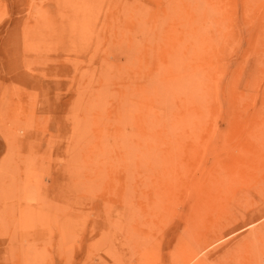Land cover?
Returning <instances> with one entry per match:
<instances>
[{
    "label": "rangeland",
    "instance_id": "obj_1",
    "mask_svg": "<svg viewBox=\"0 0 264 264\" xmlns=\"http://www.w3.org/2000/svg\"><path fill=\"white\" fill-rule=\"evenodd\" d=\"M263 142L264 0H0V264H264Z\"/></svg>",
    "mask_w": 264,
    "mask_h": 264
},
{
    "label": "bare ground",
    "instance_id": "obj_2",
    "mask_svg": "<svg viewBox=\"0 0 264 264\" xmlns=\"http://www.w3.org/2000/svg\"><path fill=\"white\" fill-rule=\"evenodd\" d=\"M83 132V131H82ZM259 135H260V133H259ZM257 136V135H256ZM79 139V138H78ZM258 139H260V137H258L257 138V141H262V139H260V140H258ZM264 143V142H263ZM260 145V144H259ZM262 146H264V144L262 145ZM245 147L246 146H244V145H242V146H240V148H238V150L237 151H241L242 149H244L245 150ZM248 147V146H247ZM252 147V146H251ZM255 147V146H254ZM257 147V146H256ZM260 147V146H259ZM253 149V148H252ZM256 149V148H255ZM259 149H262L261 147L259 148ZM243 150V151H244ZM251 150V149H250ZM234 151V150H233ZM252 151V150H251ZM258 151V150H257ZM248 152V151H247ZM253 152V151H252ZM260 152V151H259ZM233 153H235V151L233 152ZM243 153V152H242ZM250 153V152H249ZM253 153H255V152H253ZM253 153H251V154H253ZM258 153V152H257ZM261 153H262V150H261ZM241 154V153H240ZM240 154L238 155V157L240 156ZM235 154H233V156H234ZM259 155V154H258ZM263 155V154H262ZM236 156V155H235ZM257 156V155H256ZM260 156V155H259ZM254 157V156H253ZM243 158V157H242ZM251 158V157H250ZM264 158V157H263ZM252 159V158H251ZM254 159L255 158H253V160H250V159H248V157L246 158L245 157V159H235L234 157H232V159H230L228 162H226V163H224L223 165H222V162H221V164H220V166H216V167H212V168H210V170H209V168H208V171L205 173V172H203L201 175H200V180H199V182L197 183V186H200L201 187V189H202V186H204V187H209V185L211 186V184L213 185V183L215 184L214 186H216L217 184L219 185V184H221L224 180H226V178H229L230 176H235L236 178L238 177V175H240V176H242V177H245L247 174V172L246 171H248L247 169H248V167H250L251 166V162L252 161H254ZM257 160H258V158H257ZM255 163V162H254ZM261 163V162H260ZM264 163V162H263ZM242 166H241V165ZM255 165V164H254ZM260 167V166H259ZM254 169V168H253ZM257 169V168H256ZM127 170V169H126ZM249 170H252V169H249ZM258 170V169H257ZM260 170V169H259ZM258 170V171H259ZM261 170H263V169H261ZM214 171H216V172H214ZM238 171V172H237ZM257 171V172H258ZM255 172V171H254ZM256 172V173H257ZM260 172V171H259ZM258 172V173H259ZM257 173V174H258ZM243 174H246V175H244L243 176ZM260 174V173H259ZM258 174V175H259ZM252 175V174H251ZM250 176V175H249ZM255 176V175H254ZM264 176V175H263ZM128 178V177H127ZM202 178L204 179V180H202ZM225 178V179H224ZM257 178V177H256ZM259 178V177H258ZM262 178V177H261ZM260 178V179H261ZM224 179V180H223ZM240 179V178H239ZM248 179V178H247ZM259 179V180H260ZM229 180V179H228ZM251 180V179H250ZM248 181V180H247ZM225 182L226 181H224L221 185H223V186H225ZM243 182V181H242ZM251 182V181H250ZM249 182V183H250ZM254 183V182H253ZM203 184H205V185H203ZM236 185V184H235ZM241 185V184H240ZM249 185V184H248ZM220 186V185H219ZM244 186V185H243ZM199 187V188H200ZM258 188V187H257ZM204 189H206V188H204ZM210 189V188H209ZM224 189H225V187H224ZM223 189V190H224ZM253 189V188H252ZM260 189V188H259ZM257 190V189H256ZM199 191H201L200 189H199ZM199 191H198V193H199ZM216 191V190H215ZM215 191H214V193H215ZM234 191V190H233ZM254 191V190H253ZM209 192H211L210 190H209ZM209 192H208V194H209ZM231 192H232V190H231ZM230 192V193H231ZM223 192H221V194H222ZM255 193V192H254ZM204 194V193H203ZM218 194V193H217ZM244 194H246V193H244ZM198 195V194H197ZM206 195V194H205ZM211 195V194H210ZM228 195V192H227V194H226V196ZM175 196V195H174ZM201 196V195H200ZM209 197V196H208ZM211 197V196H210ZM224 197H225V195H224ZM229 197V196H228ZM241 197H243V195L241 196ZM257 197H259V196H257ZM264 197V196H263ZM262 197V198H263ZM198 198V197H197ZM200 198H202V196L200 197ZM206 198V197H205ZM205 198H204V200H205ZM213 198V197H212ZM211 198V199H212ZM214 198H215V196H214ZM223 198V197H222ZM261 198V199H262ZM203 199V198H202ZM202 199H197V200H199L200 202H201V200ZM218 199V198H217ZM245 199V198H244ZM260 199V198H259ZM238 200V199H237ZM172 201H173V199H172ZM213 201V200H212ZM221 201V200H220ZM224 201V200H223ZM262 201V200H261ZM210 202V201H209ZM219 202V201H218ZM244 202V201H243ZM251 202V201H250ZM211 203V202H210ZM224 203H225V201H224ZM238 203H239V201H238ZM200 204V203H199ZM208 204V203H207ZM252 204V203H251ZM254 204H255V202H254ZM211 205V204H210ZM220 205V204H219ZM225 205V204H224ZM199 206V205H198ZM203 206V205H202ZM249 206H250V204H249ZM214 207H216V206H214ZM257 207V206H256ZM218 207H216V209H217ZM220 208V207H219ZM251 208V207H250ZM205 209H207V208H205ZM211 209V208H210ZM220 210V209H219ZM218 210V211H219ZM242 210V209H241ZM198 211H200V210H198ZM201 212H203V209L201 210ZM195 213H196V211H195ZM194 214V213H193ZM231 214V213H230ZM195 215V214H194ZM199 215H201V214H199ZM198 216V215H197ZM196 216V217H197ZM199 217V216H198ZM223 217V216H222ZM225 218V217H224ZM217 219V218H216ZM215 221V220H214ZM219 221V220H218ZM141 222V221H140ZM221 222V221H220ZM219 222V223H220ZM233 222V221H232ZM231 223V222H230ZM232 224V223H231ZM185 225V224H184ZM212 225V224H211ZM210 225V226H211ZM183 226V225H182ZM231 226V225H230ZM261 226H262V224H261ZM115 227V226H114ZM188 227V226H187ZM200 227H201V225H200ZM258 227V226H257ZM150 228V227H149ZM181 228V227H180ZM202 228V227H201ZM204 228V227H203ZM210 228V227H209ZM214 228V227H213ZM186 229V228H185ZM194 229H196V227L194 228ZM198 229V228H197ZM206 229V228H205ZM179 230V229H178ZM186 230H188V229H186ZM214 230H217L216 228L214 229ZM221 230V229H220ZM223 230V229H222ZM226 230V229H225ZM231 230V229H230ZM251 230H252V228H251ZM192 232H193V230H191ZM197 231H199V230H196V232ZM209 231V230H208ZM211 231H213V230H211ZM184 232H185V230H184ZM202 232V231H201ZM207 232V231H206ZM218 232H219V230H218ZM221 232V231H220ZM249 232V231H248ZM252 232V231H251ZM255 232V231H254ZM183 233V232H182ZM209 233V232H208ZM212 233V232H211ZM210 233V234H211ZM256 233V232H255ZM187 234V233H186ZM195 234V233H194ZM193 234V235H194ZM202 234V233H201ZM209 234V235H210ZM260 234V233H259ZM219 235V234H218ZM221 235V234H220ZM255 235V234H254ZM254 235H252L253 237H254ZM195 236V235H194ZM251 236V235H250ZM190 237V236H189ZM192 237V236H191ZM201 236H199V238H200ZM202 237H203V235H202ZM208 237V236H207ZM215 237V236H214ZM221 237V236H220ZM242 237V236H241ZM205 238V237H204ZM216 238V237H215ZM243 238V237H242ZM247 238H248V236H247ZM141 239V238H140ZM177 239V238H176ZM185 239V238H184ZM184 239H182V240H184ZM187 239H188V237H187ZM244 239V238H243ZM105 240V239H104ZM107 240V239H106ZM191 240V239H190ZM193 240V239H192ZM192 240L191 241H186V239H185V241H183V242H179L178 240V242L179 243H177V244H174L173 245V243H172V246H171V252H170V254H169V262H168V264H186L187 262L189 263V261H191L192 259H194L196 256H198V254L202 251L201 250V248L203 247V246H201V245H199L197 242H192ZM195 240V239H194ZM199 240V239H198ZM200 240H201V238H200ZM204 240V239H203ZM210 240H213V239H210ZM235 240V239H234ZM103 241V240H102ZM214 241V240H213ZM104 242V241H103ZM102 242V243H103ZM125 242V241H124ZM127 242V241H126ZM133 242V241H132ZM172 242V241H171ZM202 242V241H201ZM200 242V243H201ZM236 242V241H235ZM243 242V241H242ZM241 242V243H242ZM129 243V242H128ZM127 243V244H128ZM208 243V242H207ZM239 243V242H238ZM104 245L106 244V243H103ZM212 244V243H211ZM120 245V244H119ZM203 245H206V244H203ZM208 245V244H207ZM236 245H237V243H236ZM98 246V245H97ZM102 246V245H101ZM108 246V245H107ZM129 246V245H128ZM147 246V245H146ZM160 246V245H159ZM103 247V246H102ZM111 247H112V245H111ZM110 247V249H112ZM206 247V246H205ZM233 247V246H232ZM244 247V246H243ZM105 248V247H104ZM108 248V247H107ZM259 248V247H258ZM114 249V248H113ZM112 249V250H113ZM202 249H204V248H202ZM111 250V251H112ZM139 250V249H138ZM154 250V249H153ZM230 250H231V248H230ZM249 250V249H248ZM115 251V250H114ZM114 251H112V252H114ZM136 252V251H135ZM223 252V251H222ZM228 252V251H227ZM226 252V253H227ZM115 253V252H114ZM114 253H112V255H115ZM122 253V252H121ZM139 254H142V253H140V252H138ZM145 254V253H144ZM161 254V253H160ZM206 254V253H205ZM204 254V255H205ZM208 255H209V252H208ZM226 255H228V253L226 254ZM225 255V256H226ZM120 256V255H119ZM223 256V255H222ZM256 256V255H255ZM110 257H112V256H110ZM125 257V256H124ZM202 257H203V255H202ZM205 257V256H204ZM221 257V256H220ZM246 257V256H245ZM260 257V256H259ZM107 258V257H106ZM122 258V257H121ZM217 258V257H216ZM242 258V257H241ZM109 259V258H108ZM205 259V258H204ZM209 259V258H208ZM225 259V258H224ZM111 260V259H110ZM215 260V259H214ZM221 260H223V258H221ZM227 260V259H226ZM248 260V259H247ZM123 261V260H122ZM126 261V260H125ZM131 261V260H130ZM210 261V260H209ZM211 261H213V260H211ZM210 261V262H211ZM224 261V260H223ZM222 261V262H223ZM252 261V260H251ZM256 261V260H255ZM112 262V261H111ZM205 262H207V261H205ZM215 262V261H214ZM230 262V261H229ZM254 262V261H253ZM117 262H114V264H116ZM218 263V262H217ZM221 263V262H220ZM224 263V262H223ZM223 263H221V264H223ZM231 264H232V261L230 262ZM248 263V262H247ZM258 263V262H257ZM92 264H94V263H92ZM119 264V263H118ZM125 264H131V262L130 263H125ZM224 264H226V262L224 263ZM233 264H235L234 263V260H233ZM243 264V263H242ZM255 264V263H254Z\"/></svg>",
    "mask_w": 264,
    "mask_h": 264
}]
</instances>
